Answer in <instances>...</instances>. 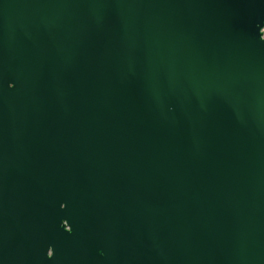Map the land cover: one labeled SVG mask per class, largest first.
<instances>
[{"label": "water", "instance_id": "95a60500", "mask_svg": "<svg viewBox=\"0 0 264 264\" xmlns=\"http://www.w3.org/2000/svg\"><path fill=\"white\" fill-rule=\"evenodd\" d=\"M0 264H264V0H0Z\"/></svg>", "mask_w": 264, "mask_h": 264}]
</instances>
